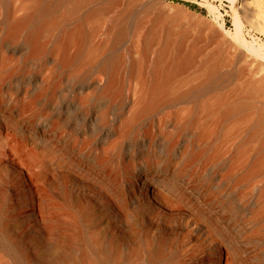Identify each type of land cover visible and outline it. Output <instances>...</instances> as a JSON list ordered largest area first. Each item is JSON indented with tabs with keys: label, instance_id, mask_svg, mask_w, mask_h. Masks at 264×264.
I'll use <instances>...</instances> for the list:
<instances>
[{
	"label": "rangeland",
	"instance_id": "374dc122",
	"mask_svg": "<svg viewBox=\"0 0 264 264\" xmlns=\"http://www.w3.org/2000/svg\"><path fill=\"white\" fill-rule=\"evenodd\" d=\"M36 2L0 0V120L6 129L34 116L39 126L27 141L14 135L0 143V264H69L68 252L47 258L50 219L77 237L75 257L83 243L91 258L99 245L122 254L120 264H137L126 254L135 247L153 249L161 264H202L186 256L185 229L160 224L153 231L140 208L137 227L127 232L109 218L96 189L76 190L33 165L32 153L48 159L44 144L58 151L67 144L82 160L93 156L90 165L121 176L133 159L141 170L147 150L157 163L172 158L243 248L223 247L219 264H264V0H85L76 8L71 0H45L48 12L15 26ZM125 13L130 27L116 44L111 24ZM37 26L32 42L26 37ZM68 37V54L83 45L62 64ZM24 164L33 165V182ZM18 176L33 185L29 198L15 195ZM38 191L52 208L25 221V210L41 205Z\"/></svg>",
	"mask_w": 264,
	"mask_h": 264
},
{
	"label": "bare ground",
	"instance_id": "6f19581e",
	"mask_svg": "<svg viewBox=\"0 0 264 264\" xmlns=\"http://www.w3.org/2000/svg\"><path fill=\"white\" fill-rule=\"evenodd\" d=\"M71 1L73 3V7L76 8L77 6L81 5L85 0ZM228 1L230 2V4H233L235 0ZM103 6L104 5H101L100 7L96 8L93 12H95L97 15H101ZM50 7L51 5L46 4L45 0H37L33 12H31L30 14H26L22 18L16 20L15 26L20 23L31 22L35 14H39L38 16H41L48 12ZM127 18L128 14H119L118 17H116L112 21V38L113 42H116V44L126 36L127 30L130 27ZM39 30L40 26H37L27 35L26 38L28 40L31 39L32 42H35L37 40ZM71 39L72 37H68V39L63 42L64 44L61 47L62 64L73 62L77 54L81 52L83 40L79 41L75 53L68 54L67 47L68 44L72 41ZM259 49L261 48L259 47ZM259 49L257 48V52H261ZM255 51L256 48L254 49V52ZM88 62H92V59L88 58ZM88 62L84 63V66L88 67L84 68L85 72L83 77H87L91 74V72H89L90 66ZM103 66L105 67V65ZM213 72L214 71L211 70L210 72H208L207 76H212ZM100 78L102 79L101 76ZM160 78L164 79L163 77ZM1 120L0 143L4 140L9 142L14 140V135L21 137L20 139L26 140L29 136H37L39 132V126L35 122L34 116L25 118L22 120V122L19 123L11 122V124L6 127V129L3 125L6 120L5 122H2ZM90 120L91 118L89 119V122ZM91 123H93V121H91ZM90 126H93V124H91ZM93 127H91V129H93ZM49 135H52V133H50ZM17 141L19 142V140ZM53 142L55 141L53 140ZM44 145L46 146L43 147L46 148L48 159H45L43 156L37 153H32L33 159L31 158V160H34L33 165L37 164L38 166H41L44 172L48 173L50 176L56 179L64 178L65 180H68V182H70L71 184V187L76 190L79 189L76 188L77 186H79L83 190L89 191L91 189H96L97 192L95 196H97L98 198H104L106 200L105 202L108 203L106 209L109 213V218H111L115 224L122 226L125 231L128 232L137 227V210L141 208L142 211L146 214V216L151 219L150 227L153 231H157L160 224L164 226H169L170 228L176 227L186 230L183 246L185 247V253L187 258L189 260H192L194 263L202 262V264H204V259H207V261H211L213 264H219V262L222 260L221 251L223 247L227 249L229 248L230 250H233L235 247L238 250H236L235 252H243V248L240 245H236L237 242L234 241V237L226 232L228 226H225L226 224L224 225L221 222V217L219 215L216 216L209 212L208 204L203 200L200 195L202 194V192H200L199 194L196 190L194 191L192 183L190 182V179L187 178L186 173H182L180 170H177L176 167L172 165V158L166 157L163 162L157 163L155 160L152 159V157H150L151 155H149V150H147L146 155L149 159L145 160L143 164L141 163V170L135 168L136 163L134 161L135 159H133L134 156H132L133 160L131 161L130 165L125 167V169L122 171L121 176V172L117 171L111 174L106 170H101L98 169L96 166L90 165L89 163H87V160L89 158H85V162V159L82 160L78 156L79 151H74L73 147L71 148L67 144L63 146V151L56 150L51 144ZM21 158L22 157H20V160ZM92 159L93 156L89 160L93 161ZM31 165L32 164H24L23 166H20L23 167V169H25L27 173L28 178L26 179H29L33 182V180H35V173L32 170L33 168L31 167ZM21 176H18L13 184L14 193L17 197L22 196L23 198H29L30 195L32 196L33 185L29 184L28 182H24L25 180L23 181ZM204 185L205 184H203V186ZM193 193H195V196L196 194H199L200 196L198 195V197H195L193 196ZM38 194L39 198L41 199L42 195L39 191ZM152 198H154L155 201H153ZM22 203L24 204V200L22 201ZM40 204L41 205H39L38 208L34 207L30 210L26 209V215L23 216V220L26 221V218L29 216H42L45 211H49L52 208L50 204L44 202V199ZM166 209L174 210L178 214L176 213L177 215H175L169 213L166 211ZM228 209L229 208L227 207V210ZM48 221L49 225L45 228V232L47 238L50 239V243L46 255L47 258H49V256L51 257L50 260H57L60 256L68 252L66 261L69 264H85L90 259L91 261L89 262V264H120L122 262V254L121 256L118 252L112 254H105L103 252V249H100L101 245L96 248L94 256L93 258H91L89 251L86 249L87 246L85 247L83 243L77 246L79 255L78 257H75L73 254V250L75 249L74 242L77 237L75 235L65 234L64 231H62L63 229L60 228L57 223L52 221L51 219ZM230 224L227 223V225ZM35 227L37 226L31 225L29 226V229L33 231ZM57 246L60 247L59 250L56 249ZM206 250H209L208 252L210 254V257L206 258V256L204 255ZM54 251L59 252V254L53 256L52 253ZM196 253H199V256L195 255ZM126 254L133 262H136L137 264H161L163 262L159 260V256L156 252H154L153 249H140L135 247L132 248V250H128ZM239 254L240 253H238V255ZM256 254L258 255L259 253ZM31 261H34L33 257H31V259H28L29 263H31ZM258 263H260V261H258ZM223 264H234L233 258H226Z\"/></svg>",
	"mask_w": 264,
	"mask_h": 264
},
{
	"label": "trees",
	"instance_id": "16d2710c",
	"mask_svg": "<svg viewBox=\"0 0 264 264\" xmlns=\"http://www.w3.org/2000/svg\"><path fill=\"white\" fill-rule=\"evenodd\" d=\"M187 5H189L191 8H195V5L190 4V3H186Z\"/></svg>",
	"mask_w": 264,
	"mask_h": 264
}]
</instances>
